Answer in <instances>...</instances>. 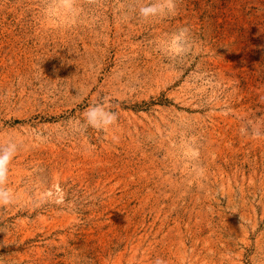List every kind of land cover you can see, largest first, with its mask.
<instances>
[{"label": "rangeland", "instance_id": "obj_1", "mask_svg": "<svg viewBox=\"0 0 264 264\" xmlns=\"http://www.w3.org/2000/svg\"><path fill=\"white\" fill-rule=\"evenodd\" d=\"M150 2L0 0V264H264V0Z\"/></svg>", "mask_w": 264, "mask_h": 264}, {"label": "clouds", "instance_id": "obj_2", "mask_svg": "<svg viewBox=\"0 0 264 264\" xmlns=\"http://www.w3.org/2000/svg\"><path fill=\"white\" fill-rule=\"evenodd\" d=\"M175 0H152V2L139 8V15L148 19L165 13L175 11ZM84 123L97 131H102L104 128L115 124L118 119L117 113L110 108H106L103 103L90 105L85 111ZM242 133H247V128L241 129ZM254 135L259 136V129H252ZM18 150V146L14 142H9L6 146H0V207H6L14 203L15 196L13 191L8 188V172L9 164L14 159ZM154 264H167V262L157 257Z\"/></svg>", "mask_w": 264, "mask_h": 264}]
</instances>
